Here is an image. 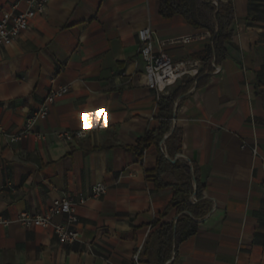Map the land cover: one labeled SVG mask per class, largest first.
<instances>
[{
	"label": "crops",
	"instance_id": "crops-1",
	"mask_svg": "<svg viewBox=\"0 0 264 264\" xmlns=\"http://www.w3.org/2000/svg\"><path fill=\"white\" fill-rule=\"evenodd\" d=\"M211 1H232L236 11L226 58L211 72L199 58L211 34L180 15L162 17L159 0H50L28 30L0 47V123L9 133L23 128L52 87L71 86L39 121L44 139L0 135V216L42 213L53 200L107 186L78 208L79 242H61L52 228L0 225V264H154L150 236L181 214L173 188L148 179L158 148L139 155L130 147L160 127V97L194 77L163 93L145 85L138 37L145 27L175 62H199L201 78L208 76L177 99L172 121L182 140L175 159L197 168L209 208L179 246L177 264H264V0ZM14 6L27 4L0 0V18ZM79 130L88 137L69 143L57 135ZM184 178L182 170L167 175Z\"/></svg>",
	"mask_w": 264,
	"mask_h": 264
},
{
	"label": "trees",
	"instance_id": "trees-1",
	"mask_svg": "<svg viewBox=\"0 0 264 264\" xmlns=\"http://www.w3.org/2000/svg\"><path fill=\"white\" fill-rule=\"evenodd\" d=\"M160 15L164 18L182 16L188 24L198 30L211 34V43L199 56L209 72L215 70L212 65H219L227 55L226 44L233 38L232 25L236 19V11L232 1L214 4L211 0H159ZM208 76L201 78V72L194 78L185 80L180 86L167 96L159 99L160 127L146 133L137 139V145L130 147L137 154L142 155L150 145L158 148V158L155 169L148 171V179L156 189L171 187L174 190V202L180 218L177 222L163 223L150 236L155 241L156 252L154 264H177L179 246L198 232L200 220L205 218L209 208L201 203L204 185L197 175V168L192 170L190 164L172 163L182 150L181 131L172 128L175 118V104L177 99L187 93L197 83L201 87L207 83ZM179 83V82H178ZM177 83V84H178ZM166 140V153L162 150L161 141L164 135L170 133ZM182 170L185 178L182 181H170L168 173ZM195 195L198 202L192 203L190 197Z\"/></svg>",
	"mask_w": 264,
	"mask_h": 264
},
{
	"label": "built area",
	"instance_id": "built-area-1",
	"mask_svg": "<svg viewBox=\"0 0 264 264\" xmlns=\"http://www.w3.org/2000/svg\"><path fill=\"white\" fill-rule=\"evenodd\" d=\"M27 7L24 11L13 10L4 13L0 18V47L12 45L15 40L31 26L36 16L45 13L50 0H23ZM140 42L139 54L145 62V85L160 93L166 92L172 86L186 77H196L199 74V62H175L164 50V44L157 39V35L150 27L138 31ZM183 42H190L191 38H183ZM71 90L70 84L52 87L44 100L25 121L23 128L16 134L9 133L0 123V135L7 137L11 142H17L34 135L37 139H44L45 135L37 131L39 121L45 119L51 107ZM58 137L66 142H74L76 138L88 137V131L76 132L60 131ZM165 153L166 151L163 150ZM256 154V149L253 150ZM193 170V167H191ZM107 191L103 182L94 185L89 194L69 195L56 200L42 213L20 212L15 220L0 216V225L9 226L17 222L24 227L52 228L57 238L64 243L81 241L82 235L77 231L79 223L78 208L86 205L90 199H98ZM192 203L198 202L195 195L190 197ZM56 217H64L63 222H57ZM139 253L136 255V260ZM170 264V262H168Z\"/></svg>",
	"mask_w": 264,
	"mask_h": 264
},
{
	"label": "water",
	"instance_id": "water-1",
	"mask_svg": "<svg viewBox=\"0 0 264 264\" xmlns=\"http://www.w3.org/2000/svg\"><path fill=\"white\" fill-rule=\"evenodd\" d=\"M169 159L172 161V163H176V159H171V158Z\"/></svg>",
	"mask_w": 264,
	"mask_h": 264
}]
</instances>
